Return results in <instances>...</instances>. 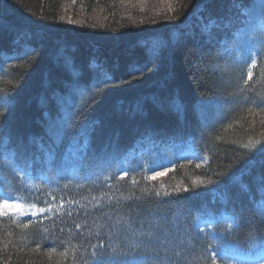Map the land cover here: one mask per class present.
Here are the masks:
<instances>
[{"label": "trees", "instance_id": "1", "mask_svg": "<svg viewBox=\"0 0 264 264\" xmlns=\"http://www.w3.org/2000/svg\"><path fill=\"white\" fill-rule=\"evenodd\" d=\"M128 1L0 0V192L59 208L0 217V264L264 247V0Z\"/></svg>", "mask_w": 264, "mask_h": 264}, {"label": "rangeland", "instance_id": "2", "mask_svg": "<svg viewBox=\"0 0 264 264\" xmlns=\"http://www.w3.org/2000/svg\"><path fill=\"white\" fill-rule=\"evenodd\" d=\"M127 6L129 8H133L135 10L141 11L143 7H147V9L154 10L155 8H164L165 6H170L171 0H129L127 2ZM75 15L68 14V17L66 21L68 23L73 24H80L82 21L79 18H75ZM186 155H191L189 151L185 152ZM194 158H196L197 154H192ZM170 165L166 164L162 169L153 170L150 168L148 170V173L155 177L156 175L163 173L166 171L167 167ZM121 170V169H120ZM125 169H122L121 171L124 172ZM57 206H49V207H39L36 205H30L23 203L19 200L15 199H8L3 198L0 199V217L4 215L12 214L13 216H16L18 218H40L44 216H50L58 212ZM212 223V219L200 220L199 224L201 229H205L207 225ZM217 250L220 251L223 255H226L230 257L232 260L230 264H264V249L259 250L258 252L254 254H248V253H239L233 250H229L228 248L218 246ZM218 264H228L226 262H220L218 261Z\"/></svg>", "mask_w": 264, "mask_h": 264}]
</instances>
